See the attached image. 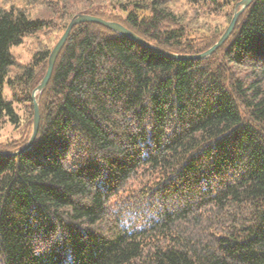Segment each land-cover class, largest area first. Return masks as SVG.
<instances>
[{
    "label": "trees",
    "instance_id": "obj_1",
    "mask_svg": "<svg viewBox=\"0 0 264 264\" xmlns=\"http://www.w3.org/2000/svg\"><path fill=\"white\" fill-rule=\"evenodd\" d=\"M242 0H0V154L27 147L54 48L11 50L84 14L155 48L200 55ZM12 91V100L5 89ZM31 149L0 158V264H264V0L212 56L177 61L95 23L75 26L36 94ZM17 106H19V111Z\"/></svg>",
    "mask_w": 264,
    "mask_h": 264
},
{
    "label": "water",
    "instance_id": "obj_2",
    "mask_svg": "<svg viewBox=\"0 0 264 264\" xmlns=\"http://www.w3.org/2000/svg\"><path fill=\"white\" fill-rule=\"evenodd\" d=\"M253 1L254 0H242L236 6V13H235L229 27L227 28L226 32L224 33V35L211 49H209L207 52L200 54V55H176V54L168 53L166 51H162L160 49L155 48L153 45L149 44L147 41H145L144 39H142L141 37L136 35L131 30L127 29L126 27H124L120 23L107 21L105 19L95 17V16H91V15H78L77 17H75L70 22V24L68 25L64 35L62 36L60 41L57 43V45L54 47V49L51 53L50 59H49V68H48V72L46 74V77L44 78L42 84L35 90V92L33 94V100H34V105H35V117H34L33 134H32V137L30 139L29 144L22 151L12 153V154H0V158L19 155L25 151H28L34 145L36 138L38 136V132H39V128H40V121H41L40 110H39L38 101L36 99V94L38 92L42 91L43 89H45V87L50 82L52 74H53L55 63H56L60 53L62 52L64 46L66 45L67 40H68V38H69V36H70V34H71V32L75 26L82 24V23L99 24V25H102L106 28H109L111 30L119 32L120 34L124 35L125 37L130 38L134 42L150 49L151 51L155 52L156 54H158L160 56L170 58L173 60H177V61L201 60V59H205L207 57L212 56L215 52H217L230 39V37L232 36V34L236 28L239 17L251 5V3Z\"/></svg>",
    "mask_w": 264,
    "mask_h": 264
},
{
    "label": "rangeland",
    "instance_id": "obj_3",
    "mask_svg": "<svg viewBox=\"0 0 264 264\" xmlns=\"http://www.w3.org/2000/svg\"><path fill=\"white\" fill-rule=\"evenodd\" d=\"M52 3L45 7H39L30 12V19L34 21L54 22L58 21L61 11L65 6L72 4H79L81 0H51ZM84 14L89 15L91 13V5H81ZM55 37L40 33L39 36L27 37L22 45L15 46L11 52L21 63H28L31 61L32 56L36 51L40 50L41 46H49L54 48ZM5 97L8 100H12V91L8 88L5 89ZM19 111V106H17ZM21 114L22 111H19ZM18 136V130L14 129V126H8L0 133V140L5 141L7 139H14Z\"/></svg>",
    "mask_w": 264,
    "mask_h": 264
}]
</instances>
